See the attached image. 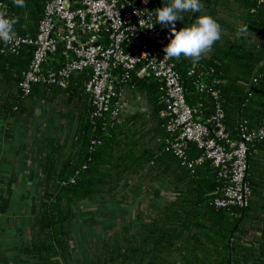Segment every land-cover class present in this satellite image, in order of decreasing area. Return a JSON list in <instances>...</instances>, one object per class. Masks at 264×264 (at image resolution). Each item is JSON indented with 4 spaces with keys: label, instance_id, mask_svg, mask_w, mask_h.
Returning <instances> with one entry per match:
<instances>
[{
    "label": "trees",
    "instance_id": "obj_1",
    "mask_svg": "<svg viewBox=\"0 0 264 264\" xmlns=\"http://www.w3.org/2000/svg\"><path fill=\"white\" fill-rule=\"evenodd\" d=\"M169 2L152 0L155 16V9ZM201 3L200 12L181 13L176 30L210 15L222 28L221 39L198 62L176 59V68L188 104L204 120L220 106L230 140L239 141L244 121L250 130L264 124V0ZM8 4V15L18 17L14 26L35 36L42 2L25 0L23 8L13 0ZM243 25L247 32L238 36ZM170 38L171 30L167 43ZM32 52L31 47L8 52L0 41V121L6 134L16 137L24 128L37 129L39 108L47 117V135L37 146L27 143L39 191L32 233L18 249L23 257L34 264H264V141L249 145V205L218 209L214 200L225 186L220 168L208 159L196 165L202 156L193 143L186 148L185 164L176 155V135L166 129L170 118L161 102L165 92L159 80L135 77L132 88H117L137 91L148 109L123 112L114 121L110 112L94 115L96 106L85 88L88 72L72 75L67 88L36 85L25 96L20 84ZM55 57L61 58V51ZM143 192L156 202L153 211L145 217L139 213L129 227L104 231L76 252L74 226L83 204L117 199L126 203L130 195ZM101 213L99 222L112 219L108 212Z\"/></svg>",
    "mask_w": 264,
    "mask_h": 264
},
{
    "label": "built area",
    "instance_id": "obj_2",
    "mask_svg": "<svg viewBox=\"0 0 264 264\" xmlns=\"http://www.w3.org/2000/svg\"><path fill=\"white\" fill-rule=\"evenodd\" d=\"M8 1L0 0V11L7 15ZM40 1L43 14L35 36L22 34L14 26L13 41L9 44L1 41L11 53L25 47L33 50L20 84L25 96L36 85L67 88L72 75L88 72L85 88L89 101L96 106L94 115L110 112L115 121L124 114V92L117 88H129L135 77L157 79L165 92L161 101L164 112L170 118L166 129L176 135L172 145L176 155L185 164L186 148L193 143L202 156L195 161L196 165L208 159L220 168L225 186L214 200L216 208L249 205L252 194L246 183L249 145L256 140L264 141V124L250 130L244 121L240 140L231 141L220 106L208 120L197 114L187 102L176 59L164 57L170 28L157 24L152 0ZM57 51H61V58L55 57ZM53 56L54 63H50Z\"/></svg>",
    "mask_w": 264,
    "mask_h": 264
},
{
    "label": "crops",
    "instance_id": "obj_3",
    "mask_svg": "<svg viewBox=\"0 0 264 264\" xmlns=\"http://www.w3.org/2000/svg\"><path fill=\"white\" fill-rule=\"evenodd\" d=\"M135 92L140 99L141 95L134 89L124 90L126 99L137 98ZM133 103L123 106L127 111L125 113L146 111ZM37 114L40 116L38 128H24L16 137L6 134L5 125L0 121V264H34L18 249L32 233L30 208L38 199L37 170L27 158L30 155L27 143L37 146L40 138L47 135V123H43L47 117L40 111Z\"/></svg>",
    "mask_w": 264,
    "mask_h": 264
},
{
    "label": "clouds",
    "instance_id": "obj_4",
    "mask_svg": "<svg viewBox=\"0 0 264 264\" xmlns=\"http://www.w3.org/2000/svg\"><path fill=\"white\" fill-rule=\"evenodd\" d=\"M147 0H145V3ZM17 7H25V0H13ZM203 8L201 0H170L169 3L155 9L157 24L170 27V42L164 47V57L179 59L185 57L193 63L198 62L208 54L213 45L221 39L222 28L210 15H200L190 26L176 30L177 21H182L184 12H200ZM18 23V17H9L6 12L0 11V41L9 44L14 39V25ZM154 26V25H153ZM152 26V27H153ZM151 28V27H148ZM247 32V26L238 29L237 35Z\"/></svg>",
    "mask_w": 264,
    "mask_h": 264
},
{
    "label": "rangeland",
    "instance_id": "obj_5",
    "mask_svg": "<svg viewBox=\"0 0 264 264\" xmlns=\"http://www.w3.org/2000/svg\"><path fill=\"white\" fill-rule=\"evenodd\" d=\"M137 95L138 94L135 92L136 97ZM132 102H135L133 104H135V106L137 104V108L139 109H148L147 102L144 101L142 97H140L139 99V95L137 98L128 97V99H126V95L124 94L122 99V106L126 107L129 103ZM123 109L124 112H127L125 111L124 107ZM41 110L42 109L39 108L38 112L40 111L41 113H43L44 111ZM150 201L151 200L149 195L143 192L141 194L139 193L138 195H130L126 203L122 202L123 204L118 199L114 201H104L99 203L92 202L83 204L80 207L81 217L74 226V230L78 238L76 252L81 253L82 251H84L85 243L90 239L100 237L104 233V231L107 230L109 232L110 230L118 228V226L120 225L128 226V224L133 223V219H135L139 213H141L143 217L147 216L157 207L156 202ZM35 205L36 204H33V206L30 208L31 212ZM101 212H108L111 215L112 219L110 221L99 222V215Z\"/></svg>",
    "mask_w": 264,
    "mask_h": 264
}]
</instances>
